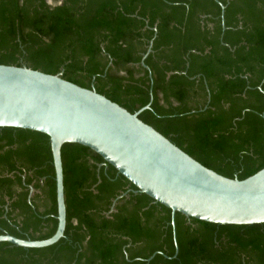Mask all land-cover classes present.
Here are the masks:
<instances>
[{
	"label": "trees",
	"instance_id": "16d2710c",
	"mask_svg": "<svg viewBox=\"0 0 264 264\" xmlns=\"http://www.w3.org/2000/svg\"><path fill=\"white\" fill-rule=\"evenodd\" d=\"M56 1L0 0V65L61 75L132 114L150 105L141 121L224 177L264 168V0ZM62 163L64 237L0 243V264H264V224L176 213L173 227L87 147L65 144ZM57 226L48 136L0 128V235L44 241Z\"/></svg>",
	"mask_w": 264,
	"mask_h": 264
},
{
	"label": "water",
	"instance_id": "95a60500",
	"mask_svg": "<svg viewBox=\"0 0 264 264\" xmlns=\"http://www.w3.org/2000/svg\"><path fill=\"white\" fill-rule=\"evenodd\" d=\"M148 109L150 105L132 114L95 90L66 81L61 75L0 65V128L48 136L58 221L50 239L23 240L6 234L0 235V243L39 249L64 237L65 144H78L99 155L139 193L170 209L173 226L176 213L216 225L264 224V168L244 180L208 169L141 121L139 115Z\"/></svg>",
	"mask_w": 264,
	"mask_h": 264
},
{
	"label": "flooded vegetation",
	"instance_id": "af4514ba",
	"mask_svg": "<svg viewBox=\"0 0 264 264\" xmlns=\"http://www.w3.org/2000/svg\"><path fill=\"white\" fill-rule=\"evenodd\" d=\"M51 1V0H50ZM59 3H61V0L59 1ZM52 4V3H51ZM33 193L34 192H31V195H30V197H32V195H33ZM114 212V206L112 207V210L110 211V213H113ZM172 222H173V219H172ZM175 224V223H174ZM175 226V225H174ZM173 226V227H174ZM175 231H174V236H175ZM175 238V237H174ZM176 245H177V243H176ZM177 253H178V249H177V251H176V255H177ZM152 259V257L150 258V259H148V261H150Z\"/></svg>",
	"mask_w": 264,
	"mask_h": 264
},
{
	"label": "rangeland",
	"instance_id": "374dc122",
	"mask_svg": "<svg viewBox=\"0 0 264 264\" xmlns=\"http://www.w3.org/2000/svg\"><path fill=\"white\" fill-rule=\"evenodd\" d=\"M51 3L55 4V3H57V1L56 0H51Z\"/></svg>",
	"mask_w": 264,
	"mask_h": 264
}]
</instances>
